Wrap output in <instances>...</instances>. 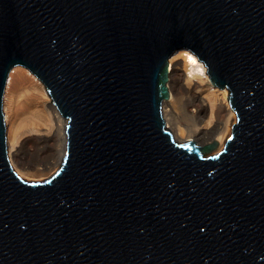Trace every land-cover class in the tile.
<instances>
[{
  "label": "water",
  "instance_id": "95a60500",
  "mask_svg": "<svg viewBox=\"0 0 264 264\" xmlns=\"http://www.w3.org/2000/svg\"><path fill=\"white\" fill-rule=\"evenodd\" d=\"M173 51L229 90L216 156L161 117ZM24 68L67 120L41 183L7 162L2 92ZM0 264H264V0H0Z\"/></svg>",
  "mask_w": 264,
  "mask_h": 264
},
{
  "label": "bare ground",
  "instance_id": "6f19581e",
  "mask_svg": "<svg viewBox=\"0 0 264 264\" xmlns=\"http://www.w3.org/2000/svg\"><path fill=\"white\" fill-rule=\"evenodd\" d=\"M166 62L168 64V75H167L168 77V81H167L168 99H167V103H162V108H161V117L165 123V126L167 127L168 131L172 135L173 140L176 143H183V142L191 140L193 142L196 141L198 143L204 144L205 146L217 145L218 148L215 152H217L218 150L222 148L217 153L214 152L213 155H207V156H204V158L216 156L217 154H219L220 152L224 150L231 136L232 129L236 124V114H231V111H230V108H229V105L226 99V98H229V90L228 89L214 90L211 88L206 65L197 63L196 54L177 53L173 51V57L167 59ZM10 73L8 74V79H9ZM19 74L14 76V80L17 82L21 81L20 83L23 82L21 84L23 86L21 85L20 86L23 88L26 87V90H28V94L30 92L29 99L27 98L26 100V101L29 100V104L27 105V102H26L27 107L25 108V109H29V111L26 110L28 111V113L25 112L26 114L23 115L24 116L23 118L21 119L17 118L18 119L17 120L15 117L14 119L16 120H13L11 118H13L14 116L12 117L10 115L11 118L8 117L9 116L8 114L11 113V108H10L11 106L10 107L8 106L9 113H7L6 116H4V110H3V126H4V131H5V146L7 149V162L12 168V171L21 180H23L22 178H24L30 182H40L48 178V176H50L49 175L50 173L42 174V170L39 169L41 165L43 166V164H49L52 161V159H55L56 165L54 169H56L58 166H59L58 167L59 169L65 159L66 142H67V120H60L59 111L53 106V99L47 94L39 78H37L36 76L29 75L31 78L28 79V77L27 78L22 77ZM11 80L12 79L10 77V79L8 80V83H5L4 85L3 92H2V100H1L2 107H3L4 102L5 103L7 102V104H9L10 98H12L11 95L9 94L10 92L8 93ZM20 83L18 84L16 83V84L19 85ZM16 84L14 82V85ZM24 84H25V87H24ZM20 86H18V88ZM169 86H170V89H169ZM12 88H15V87H12ZM171 88L172 90L176 88V91L180 89H184L185 92L191 94V97L193 95V98L194 97L197 98L199 102L198 107L195 108L196 110L189 112L187 125L182 124V123L179 124L177 122L172 127V129L168 126V122L165 117V116L175 117L178 115V112H177L178 109L175 106V103L177 100H176V97L171 92ZM206 88H207V93L205 97H201L200 94L198 95V93L203 92V90H205ZM21 89L22 88H20V90ZM165 105L168 106V109L165 110L164 112ZM47 108H50L51 111H53L52 113L55 114V123L53 122L51 117L47 114ZM200 109L205 111V113H207L206 114L208 118L207 124H206L207 127L210 126L211 124H214L215 125L214 128L216 129V131L219 130L220 127L222 128V130L219 132L220 134L217 137L215 136L216 131L213 130V128L207 131V130L202 129V127H198L195 124L196 122L194 121V119L200 113ZM221 112H223L224 115H223L222 122H219L218 115ZM5 121L10 124V131L12 133L10 139L8 138L10 140V143L8 146H7V138H6ZM16 121H19V122H16ZM22 122L25 123V125L22 126L21 125ZM190 122L193 124H190ZM36 124L37 125L43 124L45 128L43 127L38 128ZM187 133H190V135H188ZM205 133H209L210 135L208 138L209 141H201L197 139L198 134H205ZM53 136L59 137L58 139L60 140L59 141L60 143L58 144L59 148H57L58 150L53 148L55 152L53 150H50L46 153H43L42 156H38L37 160H33L32 159L33 157L32 158L30 157L31 159L26 157L28 154L25 153L27 154L25 155L22 152L23 147L25 148L27 146L26 145L27 143H32L33 146L39 147L43 142L45 144L48 143L49 139L51 137L53 138ZM55 146L58 147L57 145ZM23 150L25 151V149ZM27 151L28 150L26 149L25 152ZM33 152L31 151L30 154H32ZM35 158H36V155H35ZM28 169H30V171H27ZM57 170L54 172V174L57 172ZM52 176H50L49 178H51Z\"/></svg>",
  "mask_w": 264,
  "mask_h": 264
},
{
  "label": "rangeland",
  "instance_id": "374dc122",
  "mask_svg": "<svg viewBox=\"0 0 264 264\" xmlns=\"http://www.w3.org/2000/svg\"><path fill=\"white\" fill-rule=\"evenodd\" d=\"M170 66H171V64H170ZM20 73V74H19ZM17 74H19L20 76H22V77H28V79H30L31 77L28 75V74H26V69H16V70H13L11 73H10V76H9V79H10V77H11V83H10V87H9V90H8V93L11 95V97L12 98H10V101H9V104H7V102L5 103H3V110H4V116H6V114L7 113H9L8 112V108L10 107L11 108V113L10 114H8L9 116V118H11L10 117V115L13 117V118H11V119H13V120H16L17 118H19V119H21V118H23L24 116L23 115H25L26 113H28V111H29V109H25L26 107H27V105L29 104V100L28 101H26L27 100V98L29 99V96H30V92H29V94H28V90H26V87H25V84H24V87L25 88H23V87H21V86H23V85H21L22 83H20L21 81H19V82H17V81H15L14 80V76L15 75H17ZM24 75V76H23ZM28 75V76H27ZM8 79V80H9ZM23 79V78H22ZM14 80V81H13ZM14 82H15V84L17 83H20L19 85H14ZM14 85V86H13ZM21 85V86H20ZM18 86H20L19 88H18ZM12 87H15V88H12ZM20 88H22L21 90H20ZM10 89H11V91H10ZM26 91H25V90ZM169 89H170V86H169ZM24 90V91H23ZM5 91H6V89H5ZM171 92L173 93V95L176 97V103H177V105H176V103H175V106H176V108L178 109L177 110V112H178V115L177 116H175V117H173V116H165L166 117V119H167V122H168V126L172 129V127L178 122L179 124L180 123H182V124H185V125H187V120H188V117H189V112L190 111H193V110H196L195 108L196 107H198V105H199V102H198V99L197 98H193V95H192V97H191V94L190 93H187V92H185L184 91V89H180V90H177L176 91V88L175 89H173L172 90V88H171ZM194 92H196V91H194ZM205 93V94H204ZM206 93H207V88L205 89V90H203V92H200V93H198V95L200 94L201 95V97H205V95H206ZM15 94V95H14ZM5 95V94H4ZM177 95V96H176ZM177 98H179V99H177ZM193 101V102H192ZM26 102H27V105H26ZM193 103V104H192ZM196 103V104H195ZM190 104H192V105H190ZM7 107H6V106ZM190 105V106H189ZM9 106V107H8ZM168 109V106H166L165 105V108H164V112H165V110H167ZM26 110H28V111H26ZM5 111H7V112H5ZM26 112V113H25ZM53 111H51V109L50 108H47V114L51 117V119L53 120V122L55 123V114L54 113H52ZM51 114H52V116H51ZM166 114V113H165ZM205 114V115H204ZM207 113H205V111H203V110H201L200 109V113L195 117V119H194V121L196 122L195 124L198 126V127H202V129H204V130H210V129H212L213 128V130H215L216 131V129L214 128L215 127V125L214 124H211L210 126H208L207 127V120H208V118H207V115H206ZM204 115V116H203ZM223 112H221L219 115H218V120H219V122H222V120H223ZM16 117V119H14ZM54 118V119H53ZM18 120V119H17ZM16 122H19V121H16ZM5 123H6V138H7V146L9 145V143H10V137H11V131H10V124L8 123V122H6L5 121ZM190 124H193V123H191L190 122ZM22 126L23 125H25V123H23L22 122V124H21ZM37 125V124H36ZM206 125V126H205ZM222 126V125H221ZM37 127L38 128H45V126L43 125V124H41V125H37ZM222 130V128L220 127L219 128V130H217L216 131V135H215V133H214V135L217 137L220 133V131ZM188 135H190V133H187ZM209 133H205V134H198L197 135V139H199V140H201V141H209L208 140V138H209ZM214 136V137H215ZM9 138V139H8ZM59 137H57V136H53V138L51 137L50 139H49V141H48V143H42L39 147L37 146V147H35V146H33L32 145V143H27L26 145V147L24 148L23 147V149H25V151H26V149L28 150L27 152H25L23 149H22V152L25 154V153H27V154H25V155H27L26 157H28V158H32L33 160H37V158H38V156H42L43 155V153H46V152H48V151H50V150H53L54 152H55V150L54 149H57V148H59V139H58ZM55 145H57L58 147H56ZM33 146V147H32ZM53 146H55V147H53ZM28 147V148H27ZM31 147H32V149H31ZM50 148H52V149H50ZM54 148V149H53ZM222 149V148H221ZM220 149V150H221ZM58 150V149H57ZM220 150H218V151H220ZM30 151V152H29ZM31 151L33 152L32 154H30L31 153ZM217 151V152H218ZM29 152V153H28ZM217 152H215V153H217ZM35 153V154H34ZM42 153V154H41ZM35 155H36V158H35ZM211 155H213V154H211ZM30 158V159H31ZM55 162H56V160L55 159H52V161L49 163V164H43V166L41 165L40 167H39V169L40 170H42V174H49L50 176H52L53 174H54V172L58 169V167L56 168V169H54L55 168ZM61 162V161H60ZM54 163V164H53ZM60 164V163H59ZM44 168V169H43ZM15 170V169H14ZM27 171H30V169H28ZM51 171V172H50ZM50 176H48V178L50 177ZM22 178V177H21ZM48 178H46V179H44V180H42V181H40V182H30V181H28V180H26V179H24V178H22L23 180H25V181H27V182H30V183H41V182H44L45 180H47Z\"/></svg>",
  "mask_w": 264,
  "mask_h": 264
}]
</instances>
